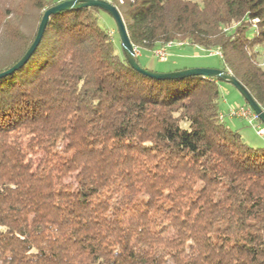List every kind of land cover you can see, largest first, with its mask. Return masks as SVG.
I'll use <instances>...</instances> for the list:
<instances>
[{
	"label": "trees",
	"instance_id": "obj_1",
	"mask_svg": "<svg viewBox=\"0 0 264 264\" xmlns=\"http://www.w3.org/2000/svg\"><path fill=\"white\" fill-rule=\"evenodd\" d=\"M61 1L0 0V74ZM107 1L141 68L218 48L264 107V0ZM100 11L51 15L0 78V264H264V136L219 121L225 83L133 70Z\"/></svg>",
	"mask_w": 264,
	"mask_h": 264
},
{
	"label": "water",
	"instance_id": "obj_2",
	"mask_svg": "<svg viewBox=\"0 0 264 264\" xmlns=\"http://www.w3.org/2000/svg\"><path fill=\"white\" fill-rule=\"evenodd\" d=\"M87 7L98 8L104 11L105 13H107L112 18L120 40L121 51L126 61L133 70L144 76L154 79L173 80V79H180L190 76H199L203 78L214 79L223 82L225 84H228L232 86L241 95L243 101L251 108V110L255 114L258 115L260 122L264 126V113L262 112L260 106L254 101V99L251 97L248 91L237 80H235L234 77H232V75L225 69L221 70V69H212V68H189L183 70L161 72V71H153V70L141 68L138 62L136 61L137 56L135 55L134 47L132 46L129 40L123 20L118 10L113 5H111L107 0H63L58 4L48 8L43 13L34 41L27 50V52L10 69L1 73L0 78L12 74L13 72L21 68L29 60V58L35 51L36 47L38 46L43 36L49 17L51 15L63 11L82 9Z\"/></svg>",
	"mask_w": 264,
	"mask_h": 264
},
{
	"label": "rangeland",
	"instance_id": "obj_3",
	"mask_svg": "<svg viewBox=\"0 0 264 264\" xmlns=\"http://www.w3.org/2000/svg\"><path fill=\"white\" fill-rule=\"evenodd\" d=\"M98 23L101 27L108 28V33L111 38L117 43L116 41V35H115V24L112 18L105 12L100 11L98 14ZM196 56H192L191 58H183L181 60H175V59H170L169 56L167 57V63L165 64H158L154 69L156 71L160 68H163V70H169L176 66L177 68H212V69H221V61L220 58L217 56H210L207 53L203 52L201 49L197 51L195 54ZM169 58V59H168ZM141 61V58L139 59ZM154 63L156 61H153ZM157 63H155L156 65ZM162 70V69H161ZM221 96H220V101H219V110L221 113H225L227 108L229 106L231 107H236L240 103H243V99L241 95L230 85L228 84H222L221 85ZM235 123L240 124L239 126H233L230 121L225 120V123L227 126H229L232 130L234 128H238L242 131V134L245 136L248 135L250 141L252 143L256 142L259 140V138L255 135V132L251 127H248L245 125L243 122L239 120H234ZM234 127V128H233ZM32 160L35 159L34 156L30 157Z\"/></svg>",
	"mask_w": 264,
	"mask_h": 264
},
{
	"label": "built area",
	"instance_id": "obj_4",
	"mask_svg": "<svg viewBox=\"0 0 264 264\" xmlns=\"http://www.w3.org/2000/svg\"><path fill=\"white\" fill-rule=\"evenodd\" d=\"M257 20H254L256 22ZM185 43H176V42H168L161 47L157 48L153 51V57L158 62H165L167 60L169 50L173 47L184 46ZM135 55L138 56L139 52L134 48ZM210 56H217L219 58L222 57L220 49H206L202 50ZM263 58H264V45H263ZM261 108V107H260ZM264 113V107L261 108ZM218 119L220 122L225 120H239L244 122L246 125L251 127L255 134L259 137L264 136V126L260 122V119L257 114H255L251 108L247 104H243L236 107L229 106L225 113H219Z\"/></svg>",
	"mask_w": 264,
	"mask_h": 264
},
{
	"label": "crops",
	"instance_id": "obj_5",
	"mask_svg": "<svg viewBox=\"0 0 264 264\" xmlns=\"http://www.w3.org/2000/svg\"><path fill=\"white\" fill-rule=\"evenodd\" d=\"M199 49L198 48H192V47H188V46H176V47H173L169 50V58L170 59H175V60H181L183 58H191L192 56H196L195 54L197 53ZM168 58V59H169ZM153 61H156L153 57H151L150 55L148 54H145V55H142L141 56V62L142 64L144 65L145 68L149 69V70H153V71H156V69H154L156 66H158V64H165L167 62H158L156 61L155 63H157L155 65V63ZM162 69V70H161ZM176 69H180V68H177L176 66H174L173 68L169 69V70H163V68H160L158 69L157 71H161V72H169V71H174ZM245 102L243 101V103H240L238 106L240 105H243ZM230 121V123L233 125V126H239L240 124H237L235 123L234 120H228ZM242 123V122H241ZM234 128V127H233ZM236 130H239V132L241 133V135L244 137V135L242 134V131L240 129H238L237 127L234 128ZM247 140H251L249 139L248 135L245 136Z\"/></svg>",
	"mask_w": 264,
	"mask_h": 264
}]
</instances>
